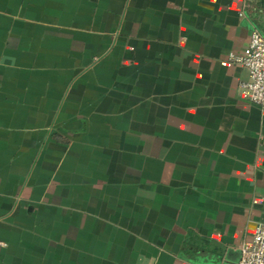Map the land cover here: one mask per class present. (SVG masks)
<instances>
[{
	"label": "crops",
	"instance_id": "1",
	"mask_svg": "<svg viewBox=\"0 0 264 264\" xmlns=\"http://www.w3.org/2000/svg\"><path fill=\"white\" fill-rule=\"evenodd\" d=\"M253 28L264 0H0V264H238Z\"/></svg>",
	"mask_w": 264,
	"mask_h": 264
},
{
	"label": "built area",
	"instance_id": "2",
	"mask_svg": "<svg viewBox=\"0 0 264 264\" xmlns=\"http://www.w3.org/2000/svg\"><path fill=\"white\" fill-rule=\"evenodd\" d=\"M229 61L242 65L248 70L249 80L241 83L242 93L249 101L264 109V34L262 31L253 28L248 51L245 54L230 53ZM238 264H264V223L256 226L251 243L241 248Z\"/></svg>",
	"mask_w": 264,
	"mask_h": 264
}]
</instances>
